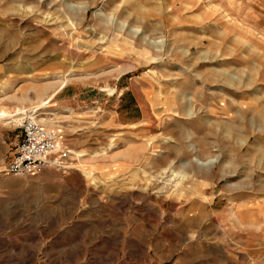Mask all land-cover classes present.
<instances>
[{
  "label": "rangeland",
  "instance_id": "1",
  "mask_svg": "<svg viewBox=\"0 0 264 264\" xmlns=\"http://www.w3.org/2000/svg\"><path fill=\"white\" fill-rule=\"evenodd\" d=\"M263 107L264 0H0V264H264Z\"/></svg>",
  "mask_w": 264,
  "mask_h": 264
},
{
  "label": "built area",
  "instance_id": "2",
  "mask_svg": "<svg viewBox=\"0 0 264 264\" xmlns=\"http://www.w3.org/2000/svg\"><path fill=\"white\" fill-rule=\"evenodd\" d=\"M18 127L21 139L5 167L7 173L15 176L39 174L49 166L59 165L60 158L66 154L59 150L61 134L58 129L45 127L34 117L22 118Z\"/></svg>",
  "mask_w": 264,
  "mask_h": 264
},
{
  "label": "bare ground",
  "instance_id": "3",
  "mask_svg": "<svg viewBox=\"0 0 264 264\" xmlns=\"http://www.w3.org/2000/svg\"><path fill=\"white\" fill-rule=\"evenodd\" d=\"M38 5H39V1H38ZM85 8L86 7H84L83 8V12L85 11ZM81 19H83V18H81ZM70 20V19H69ZM79 22H82V20H80ZM71 24H73V22L71 23ZM116 44V43H115ZM118 44V43H117ZM144 55V54H143ZM64 85V82H61L60 84H59V86L61 87V86H63ZM42 89V88H41ZM262 111H264V107L261 109ZM263 115V114H262ZM15 116V114H10L9 112H7V111H5V110H1L0 111V119L1 120H4V119H9V118H13ZM35 118H37L38 116H34ZM262 117V116H261ZM15 118V117H14ZM37 120L39 121V122H41L40 121V119L39 118H37ZM42 123V122H41ZM34 197V196H33Z\"/></svg>",
  "mask_w": 264,
  "mask_h": 264
},
{
  "label": "crops",
  "instance_id": "4",
  "mask_svg": "<svg viewBox=\"0 0 264 264\" xmlns=\"http://www.w3.org/2000/svg\"><path fill=\"white\" fill-rule=\"evenodd\" d=\"M238 255V257L240 258V254H237Z\"/></svg>",
  "mask_w": 264,
  "mask_h": 264
}]
</instances>
